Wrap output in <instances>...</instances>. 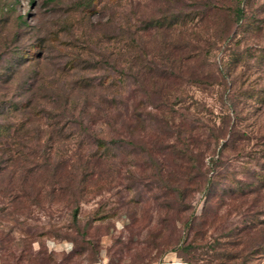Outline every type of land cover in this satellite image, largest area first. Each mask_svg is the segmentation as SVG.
<instances>
[{
    "label": "rangeland",
    "instance_id": "rangeland-1",
    "mask_svg": "<svg viewBox=\"0 0 264 264\" xmlns=\"http://www.w3.org/2000/svg\"><path fill=\"white\" fill-rule=\"evenodd\" d=\"M237 1L0 0V264H264L236 207L264 201V0Z\"/></svg>",
    "mask_w": 264,
    "mask_h": 264
},
{
    "label": "trees",
    "instance_id": "trees-1",
    "mask_svg": "<svg viewBox=\"0 0 264 264\" xmlns=\"http://www.w3.org/2000/svg\"><path fill=\"white\" fill-rule=\"evenodd\" d=\"M240 2L244 3V0H238L235 4V8L233 9V15H234V19H235L236 23H239L240 21L245 19L247 16V10H246L244 4H241ZM193 139H194L193 135H192V133H190V134H187L185 137H183L182 140L184 141L186 146L191 148L192 143L194 141ZM210 162L212 163V165L215 166L216 159L213 156H211ZM209 169L212 172L214 168H209ZM198 171H200V174H198V175L201 176V178L203 179V183H202L203 189H204V191H206V194L209 196L210 190H209L208 186H209L210 179L212 176H208L206 174L207 170L198 169ZM214 171L216 174H218V171H216V170H214ZM215 173H214V177L216 176ZM221 189L223 192L226 191V188H224V187H221ZM260 189L261 188L258 189V191H257V193H255L254 197H248L250 195V193L245 192V191L240 193L239 198H237L238 203H237L236 207L241 211V213H247V212L254 213V210H253L254 206L259 205V204L264 207V201L263 202L259 201V200H257V197H256L258 194H260V191H259ZM54 191L52 190V192H54ZM253 192H256V191L253 190ZM259 198H261V196ZM72 210L73 211L71 213V220L74 224L77 225L78 220H79L78 219V213H77L78 210H76V207H74ZM252 229L257 230V226L252 224L250 226H245V229L243 230V235L248 237V240L249 239L252 240L256 236V232H252ZM263 230H264V227L259 229V231H262V232H263ZM191 248H193V246L189 242L188 244L184 245V248H182V250H185V252H189ZM261 251L264 252V235L260 239H258V238L255 239V242H253V244L251 245V249L248 251V253L249 254L250 253L256 254V253L261 252ZM185 258H186V261L191 260L190 257L186 256ZM231 258L236 259L237 256L232 254Z\"/></svg>",
    "mask_w": 264,
    "mask_h": 264
},
{
    "label": "built area",
    "instance_id": "built-area-1",
    "mask_svg": "<svg viewBox=\"0 0 264 264\" xmlns=\"http://www.w3.org/2000/svg\"><path fill=\"white\" fill-rule=\"evenodd\" d=\"M167 263H170V264H177V263H179V260L174 259V260H171L170 262H167Z\"/></svg>",
    "mask_w": 264,
    "mask_h": 264
},
{
    "label": "crops",
    "instance_id": "crops-1",
    "mask_svg": "<svg viewBox=\"0 0 264 264\" xmlns=\"http://www.w3.org/2000/svg\"><path fill=\"white\" fill-rule=\"evenodd\" d=\"M174 259H175V257H173V256L169 257V260H174ZM164 264H170V263H164Z\"/></svg>",
    "mask_w": 264,
    "mask_h": 264
}]
</instances>
